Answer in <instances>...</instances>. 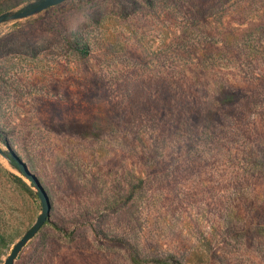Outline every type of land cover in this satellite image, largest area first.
<instances>
[{"label":"rangeland","instance_id":"374dc122","mask_svg":"<svg viewBox=\"0 0 264 264\" xmlns=\"http://www.w3.org/2000/svg\"><path fill=\"white\" fill-rule=\"evenodd\" d=\"M0 0V264H264V0Z\"/></svg>","mask_w":264,"mask_h":264},{"label":"water","instance_id":"95a60500","mask_svg":"<svg viewBox=\"0 0 264 264\" xmlns=\"http://www.w3.org/2000/svg\"><path fill=\"white\" fill-rule=\"evenodd\" d=\"M61 0H40L37 2L31 9H21L12 13V16L17 17L20 15H25L32 11L41 9L45 6L57 3ZM5 13H0V21L4 18ZM1 150V149H0ZM13 159L16 161L17 165L19 166L20 170L31 179L33 184L37 188V194L41 202V212L37 215L35 221L27 228V230L23 233L20 239L14 244L12 249L10 250L8 256L4 260L3 264H12L17 252L21 248V246L38 230V228L44 223L47 219L49 212H50V200L47 195L45 188L43 187L42 183L40 182L39 178L36 176L34 172H32L26 163L13 151H11Z\"/></svg>","mask_w":264,"mask_h":264}]
</instances>
